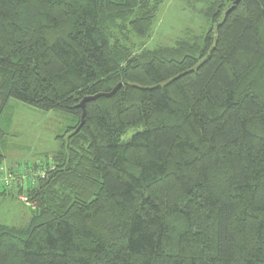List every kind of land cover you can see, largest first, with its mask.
<instances>
[{"label": "trees", "instance_id": "obj_1", "mask_svg": "<svg viewBox=\"0 0 264 264\" xmlns=\"http://www.w3.org/2000/svg\"><path fill=\"white\" fill-rule=\"evenodd\" d=\"M197 1L202 39L148 50L164 0H0V123L70 120L8 176L0 125V198L31 211L0 264H264V0Z\"/></svg>", "mask_w": 264, "mask_h": 264}, {"label": "rangeland", "instance_id": "obj_2", "mask_svg": "<svg viewBox=\"0 0 264 264\" xmlns=\"http://www.w3.org/2000/svg\"><path fill=\"white\" fill-rule=\"evenodd\" d=\"M223 1L228 3V0ZM203 3L197 0H164L156 13L153 29L142 43V49L172 47L182 38L199 42L209 27L203 17L204 8L208 5ZM1 120L0 125L6 131L1 144L5 157L2 168L4 172L8 171L7 176L11 175V171H16L17 166H43L48 162L59 147L57 138L64 135L70 124L69 117L64 114L43 112L13 100L9 102ZM22 177L25 180L26 175ZM23 179H20V183ZM9 185L10 194L0 198V223L23 226L29 221L31 211L24 203V196H18L16 188L11 186L15 184Z\"/></svg>", "mask_w": 264, "mask_h": 264}, {"label": "water", "instance_id": "obj_3", "mask_svg": "<svg viewBox=\"0 0 264 264\" xmlns=\"http://www.w3.org/2000/svg\"><path fill=\"white\" fill-rule=\"evenodd\" d=\"M240 2V0H234L230 6V8L228 9V11H231L232 9H234L237 4ZM116 91V89H114L110 94H97L95 96H92V97H87L85 99L82 100V102L80 103L79 107L83 110L84 108V103L86 101H91V100H96L97 98H100V97H110L114 92ZM84 115L81 116V120L83 118ZM82 123L80 124V126L78 127V129H76V131L79 130V128L81 127Z\"/></svg>", "mask_w": 264, "mask_h": 264}]
</instances>
